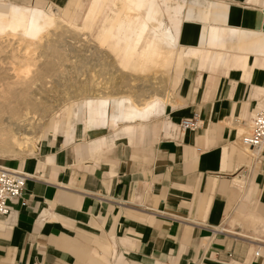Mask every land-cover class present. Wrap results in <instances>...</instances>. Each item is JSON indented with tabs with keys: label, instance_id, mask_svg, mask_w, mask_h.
Here are the masks:
<instances>
[{
	"label": "crops",
	"instance_id": "1",
	"mask_svg": "<svg viewBox=\"0 0 264 264\" xmlns=\"http://www.w3.org/2000/svg\"><path fill=\"white\" fill-rule=\"evenodd\" d=\"M92 1L69 0L62 18L82 31ZM156 1L179 49L167 100L117 126L99 99L52 115L17 161L29 176L0 215V264H264V159L240 143L264 104V0ZM29 7L43 6L0 0V15ZM193 115L200 126L178 131Z\"/></svg>",
	"mask_w": 264,
	"mask_h": 264
},
{
	"label": "bare ground",
	"instance_id": "2",
	"mask_svg": "<svg viewBox=\"0 0 264 264\" xmlns=\"http://www.w3.org/2000/svg\"><path fill=\"white\" fill-rule=\"evenodd\" d=\"M100 1H92L81 32H90V22ZM122 7L121 15L107 34ZM165 21L156 0H115L95 35L97 42H104L110 51L107 55L114 61L112 65L116 68L109 72L152 73V76L133 79L141 81L137 85L120 83L115 86L91 72L88 80L85 79V87L80 84L73 95L65 93L66 98L60 101L49 98V94L44 93L46 90L37 87V82L42 84L44 76H51L68 61V52L64 51L65 54L57 48L56 42L65 31L76 30L51 5L13 9L0 15V156H20L30 150L41 139L43 120L51 113L58 115L72 101L99 99L109 102L113 123L150 118L156 105L167 100L170 70L179 57V49ZM36 50L38 56L45 54L41 63H37L41 59L35 56ZM5 52L6 56H2ZM103 65L109 70L111 64ZM239 124L240 121L236 125ZM242 147L248 155L251 153L247 147Z\"/></svg>",
	"mask_w": 264,
	"mask_h": 264
},
{
	"label": "rangeland",
	"instance_id": "3",
	"mask_svg": "<svg viewBox=\"0 0 264 264\" xmlns=\"http://www.w3.org/2000/svg\"><path fill=\"white\" fill-rule=\"evenodd\" d=\"M10 1L18 3V4H31V5L38 4V5H42L43 7L50 4L53 8L58 9V11L61 15L63 13V10L65 9L66 5L68 4L69 0L62 1L59 4H56L52 0L51 1H47V0H10ZM185 1L190 2L191 0H185ZM259 3H260V5H262L261 0ZM70 10L72 13L75 10L74 6H71ZM75 16H76L75 17L76 22L78 24H80L82 21L83 15L77 14ZM73 29H75L78 32L73 31L72 29H70L68 32L65 31V33L63 32L64 34H62L56 42L57 48H59L63 52L64 51L68 52L67 54H66V52H64L66 54V56L68 57V61H64L63 66L60 65L59 66L60 69L58 68V71H56L51 76H49L47 78L44 76L43 77L44 81L42 80L43 81L42 84H40V82H37V87H39L40 90H46L47 92H44V93L49 94V98H51V99L54 98V99L63 101L64 98H66V96L68 95V93L70 95H73L74 90L78 86H81L80 84H83L85 87V85L87 84V81L85 79L88 80L89 74L91 72L93 74H99L101 79H105L106 82H108V84L115 85V86L119 85L120 83H122V84L123 83L124 84L130 83L133 85H137L141 81L133 80V79H139V78L144 79V78H149L152 76L151 75L152 73L149 75H145L144 73L127 72L128 75H126L127 73L125 72L126 74L120 73L121 76H120V74L110 73L109 72V71H111L110 69L112 68V70H113L116 67L112 65V63L114 62L113 59L107 55L110 53V51L105 46L104 42L99 43L96 41V39H95L96 29H93L92 32H81L80 30H78L79 28H73ZM102 45H104V46H102ZM6 54L7 53L5 52L2 56H6ZM35 54H36L35 56H38L37 54H39V52H37V50H36ZM42 57H43V59H42ZM44 58H46L45 54L39 55L38 59H41V60L38 61L37 63H41L44 60ZM54 62H55V64H58V63H56L57 62L56 60H54ZM107 62H108V65L111 64L109 66V70H107L108 69L107 65H103V64H106ZM111 66H113V67H111ZM64 67L66 69H64ZM61 69H63V70L61 71ZM170 74H172L171 70H170ZM126 77H127V79H126ZM117 78H119V79H117ZM176 89H177V86L175 88H172L171 85L168 84L169 93H171V96L173 97V100L175 102H176V98H177ZM263 105H261V106H263ZM261 106H259V107H261ZM259 107H257V108H259ZM52 115H53V113H51V115H48V117H46L43 120L42 128H41L42 132H40V138L42 137L41 135L44 132L43 129L45 128V125L47 124L48 120L50 119V117ZM163 119H164V117H160L157 120H163ZM81 127H82V124L77 125V128H81ZM56 139H57V143H61L63 140L61 135H57ZM42 143H43V141L41 139L38 140L36 142V144L30 150L26 151L25 153L21 154L20 156H18V155H16V156H9V155L0 156V163L7 165V166H10V167H13V168L20 169L21 166H19L17 164V161H20L21 158H25L27 155H31L34 152H36L38 150V148L41 147ZM247 155H248V153H247ZM11 158H15V159H11Z\"/></svg>",
	"mask_w": 264,
	"mask_h": 264
},
{
	"label": "built area",
	"instance_id": "4",
	"mask_svg": "<svg viewBox=\"0 0 264 264\" xmlns=\"http://www.w3.org/2000/svg\"><path fill=\"white\" fill-rule=\"evenodd\" d=\"M200 120L197 115L182 119L178 124V131L197 129ZM240 141L251 153L249 156L261 161L264 159V105L257 108L247 120L246 130L240 133ZM28 174L22 169L13 168L0 163V215L5 216L12 211V204L22 195ZM260 254L259 250L254 256Z\"/></svg>",
	"mask_w": 264,
	"mask_h": 264
}]
</instances>
